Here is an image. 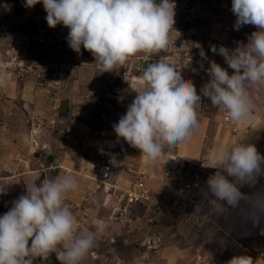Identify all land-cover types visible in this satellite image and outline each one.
Wrapping results in <instances>:
<instances>
[{
	"label": "rangeland",
	"instance_id": "374dc122",
	"mask_svg": "<svg viewBox=\"0 0 264 264\" xmlns=\"http://www.w3.org/2000/svg\"><path fill=\"white\" fill-rule=\"evenodd\" d=\"M173 2L176 22L190 17L182 27L174 24L169 50L139 53L114 71L100 72L91 52L83 46L79 53L69 47L68 28L48 26L42 3L28 8L26 0H0V216L33 184L74 175L79 190L69 193L76 198L66 197V203L77 218L78 229L93 233L96 241L95 255L90 254L81 264H228L239 255L250 256L253 264H264V216L254 226L247 202L241 201L236 208L224 201L212 205L215 197L200 192L206 176L221 171L209 167L215 153L210 154V147L212 141H219L224 123L229 124L232 135L239 133L236 139L242 143L256 145L240 134L241 128L264 142V127L257 123L264 118V85L250 87L255 107L251 118L239 123L231 122L225 109L202 96L199 128L190 140L171 151L166 148L155 167L148 166L140 150L114 131L113 125L126 113L136 91L144 90L143 62L147 65L163 59L174 63L201 94L210 81L206 72L210 62L215 61L230 75L234 71L211 48L224 46L234 52L246 46L257 30L254 25L234 28L232 0ZM199 131L204 132L202 137ZM236 141L230 135L218 144ZM190 145L198 146L197 150L189 153ZM262 150L259 153L264 155V147ZM167 170L173 175L184 173V182L194 173L202 180L200 190L188 194L195 201L205 198L203 203H194L188 223L182 222V214L165 217L146 204L118 203L128 180L143 178L151 190L164 182L169 185L158 178ZM177 185L175 179L169 197L177 196ZM240 190L248 195L264 194V176L253 189L246 185ZM204 192L210 194L208 189ZM156 196L153 198L161 201ZM113 210L121 214L113 216ZM204 212L209 216L199 218ZM150 232L161 239L160 245L155 253L143 255L138 243ZM46 260L36 258L34 264H62L55 252Z\"/></svg>",
	"mask_w": 264,
	"mask_h": 264
},
{
	"label": "clouds",
	"instance_id": "9594fccd",
	"mask_svg": "<svg viewBox=\"0 0 264 264\" xmlns=\"http://www.w3.org/2000/svg\"><path fill=\"white\" fill-rule=\"evenodd\" d=\"M38 3L47 13L48 26L62 24L68 28L69 47L77 53L81 46L91 52L100 72L114 71L139 53L167 51L173 44V0H26L24 6L31 8ZM231 10L236 30L244 25H254L257 30L251 33L246 46L234 52L224 46L211 48L234 71L230 75L215 61L210 62L206 69L210 81L201 94L174 63L161 59L142 66L144 90L136 91L113 128L117 137L140 150L148 166L155 167L164 158L166 148L171 151L192 138L199 128L202 96L225 109L231 122L239 123L252 114L255 105L249 89L264 85V0H232ZM211 167L221 170L206 176L207 188L215 197L213 205L224 201L236 208L245 201L253 225L259 224L264 216V194L248 195L240 189L254 187L264 176V155L254 144L237 140L216 148ZM166 172V180L174 185L173 172ZM78 190L79 182L72 174L27 188V194L0 216V264H34L36 258L47 259L54 252L62 264H81L90 254L95 255L94 234L78 229L77 218L66 203L67 195ZM156 190L169 194L165 189ZM228 264H253V260L239 255Z\"/></svg>",
	"mask_w": 264,
	"mask_h": 264
},
{
	"label": "built area",
	"instance_id": "2783aa9c",
	"mask_svg": "<svg viewBox=\"0 0 264 264\" xmlns=\"http://www.w3.org/2000/svg\"><path fill=\"white\" fill-rule=\"evenodd\" d=\"M190 17H184L181 20L175 21L174 24H179L182 27L187 19ZM175 18V17H174ZM186 24V23H185ZM228 119V118H227ZM170 157V156H169ZM172 159V156H171ZM130 171V170H129ZM167 172H163L159 174L158 178L160 181L166 180ZM186 175L183 173H178L174 175V179L178 182V193L179 196L172 198L170 201L169 197L166 193H163L160 190H151V188L143 182V178L128 180L129 184L126 188H122L121 192L118 195V203H126V204H135V203H146L148 207H154L158 212H163L164 215L168 216L169 214L174 215L178 218L179 214L184 216L182 222H187L188 219L193 216L192 213L194 211V203L198 202V199L195 201L194 197H188L193 190L198 189L200 186V176L198 174H192L191 180L189 182H184V177ZM209 177V175H208ZM156 194H159L161 201L159 198L154 199L153 197H157ZM118 209V208H115ZM117 211V212H115ZM116 216L121 214L120 210H113L112 215ZM208 213H202L199 218L207 217ZM209 216V215H208ZM160 238L158 236H150L146 235L139 243L142 248V254H149L154 249L159 247Z\"/></svg>",
	"mask_w": 264,
	"mask_h": 264
},
{
	"label": "crops",
	"instance_id": "0c3cea01",
	"mask_svg": "<svg viewBox=\"0 0 264 264\" xmlns=\"http://www.w3.org/2000/svg\"><path fill=\"white\" fill-rule=\"evenodd\" d=\"M196 7H197V6H196ZM197 9H198V8H197ZM249 118H251V116H249L248 119H249ZM253 121H254V118H253ZM257 123L261 124V126L264 127V118L261 119L260 121H258ZM224 126H225V130H224L222 133H220V134L218 135V137H217V138L219 139V141H217V143H215V142L212 141V143H211V147H210V150H211V153H210V154H211V155H212V152H213V151L215 152L216 148L219 146V144H220L222 141L225 142V141L227 140V137H228V136L231 135V137L234 138L235 140H239V138L236 139V137L238 136L239 133H237L236 135H235V134L232 135L233 132H230V130H229L230 127H228L229 124L224 123ZM242 130H244V131H242ZM237 131H238V130H237ZM199 132H200V131H199ZM246 132H248L246 128H243V129L241 128V129H240V134L242 135V133H243L245 136H247V137L250 139V140H247L248 142H251V140H253V143H254V142L256 143L255 146H256L258 152L263 151L262 148L264 147V142H262L260 138H255V139L252 138L253 136H251V135H247ZM200 133H201V132H200ZM203 135H204V132H202L200 136L202 137ZM201 137H200V138H201ZM247 137H246V138H247ZM241 138H242V136H241ZM246 138H245V139H246ZM191 141H192V140H191ZM218 143H219V144H218ZM232 143H233V142H232ZM5 144H6V143H2V145H5ZM193 144H194V143H193ZM186 147H187V145H186ZM197 147H198V146H196V145H194V146L192 145V147H191V145H190V147H189L190 149L187 150V151H189V153H190V151H191L192 149H193V150H197ZM210 150H209V152H210ZM184 152H185V151H184ZM211 155H210V156H211ZM173 157H174V156H173ZM174 158H175V157H174ZM174 158H173V159H174ZM172 161H173V160H172ZM164 162H165V161H164ZM169 162H170V160H167V163H168V164H169ZM52 166H53V164H51V167H52ZM51 167H50V168H51ZM209 167H211V166H209ZM189 176H190V175H189ZM189 176H188V177H189ZM191 176H192V175H191ZM191 176H190V179H191ZM188 177H186V178H188ZM165 181H167V180H165ZM255 185H256V184H255ZM161 187H162V188H161ZM161 187L156 186V188H158V189H165V191H166V190L169 191V190L172 188V184H171V186H170V184L168 185V183H165V182H164L163 184H161ZM200 187H201V185H200ZM200 187L198 188L199 190H200ZM255 188H257V187H255ZM198 189H197V190H198ZM206 189H208V188H207V182L205 183L204 191H205ZM245 189H247V188H244V190H245ZM250 189H253V187H252V188L250 187ZM173 190H174V189H173ZM173 190H172V191H173ZM197 190H196V191H197ZM170 191H171V190H170ZM204 191H203V192L200 191L201 194L204 195V197H210V196H212L211 193L209 194V193H206V192H204ZM170 193H171V192H170ZM67 198H76V196H72V194H68V195H67ZM204 199H205V198H204ZM204 199H202V200L200 201V199L198 198L199 202H202V203H203ZM206 204H208V203H206ZM211 204L213 205L212 202H211ZM200 206H201V204H200ZM208 207H209V206H208ZM211 209H212V208H211Z\"/></svg>",
	"mask_w": 264,
	"mask_h": 264
},
{
	"label": "trees",
	"instance_id": "16d2710c",
	"mask_svg": "<svg viewBox=\"0 0 264 264\" xmlns=\"http://www.w3.org/2000/svg\"><path fill=\"white\" fill-rule=\"evenodd\" d=\"M156 252V250H153L151 253H155ZM38 260H40V261H44V262H46L47 260L46 259H41V258H37Z\"/></svg>",
	"mask_w": 264,
	"mask_h": 264
},
{
	"label": "water",
	"instance_id": "95a60500",
	"mask_svg": "<svg viewBox=\"0 0 264 264\" xmlns=\"http://www.w3.org/2000/svg\"><path fill=\"white\" fill-rule=\"evenodd\" d=\"M146 62H143L142 66L145 67Z\"/></svg>",
	"mask_w": 264,
	"mask_h": 264
},
{
	"label": "bare ground",
	"instance_id": "6f19581e",
	"mask_svg": "<svg viewBox=\"0 0 264 264\" xmlns=\"http://www.w3.org/2000/svg\"><path fill=\"white\" fill-rule=\"evenodd\" d=\"M145 67H146V65H145ZM172 157H173V156H172ZM173 158H174V157H173ZM173 158H172V159H173ZM106 198H107V197H106ZM157 248H158V247H157ZM157 248H156V249H157ZM156 249H155V250H156Z\"/></svg>",
	"mask_w": 264,
	"mask_h": 264
}]
</instances>
